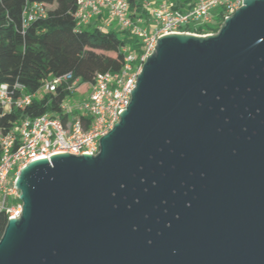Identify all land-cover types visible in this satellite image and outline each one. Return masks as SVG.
<instances>
[{"label":"water","instance_id":"95a60500","mask_svg":"<svg viewBox=\"0 0 264 264\" xmlns=\"http://www.w3.org/2000/svg\"><path fill=\"white\" fill-rule=\"evenodd\" d=\"M120 115L21 170L0 264H264V0L158 38Z\"/></svg>","mask_w":264,"mask_h":264},{"label":"built area","instance_id":"2783aa9c","mask_svg":"<svg viewBox=\"0 0 264 264\" xmlns=\"http://www.w3.org/2000/svg\"><path fill=\"white\" fill-rule=\"evenodd\" d=\"M76 28L94 24L101 30L126 31L137 37L141 50L132 45L122 48L123 64L118 72H99L87 90H82L79 78L72 72L56 76L43 83L41 92H56L65 88L68 96L60 104V117L43 114L27 116L10 130L0 129V220L21 217L23 201L16 185L21 170L31 162L59 153L73 155L100 152V139L120 121L121 110L130 105L132 91L143 65L154 53L158 38L170 34L208 36V26L233 15L244 0H141L131 6L129 0H76ZM48 6L41 2L26 4L22 25L46 18ZM36 93H28L25 84L13 87L0 83V106L11 112L32 104Z\"/></svg>","mask_w":264,"mask_h":264},{"label":"trees","instance_id":"16d2710c","mask_svg":"<svg viewBox=\"0 0 264 264\" xmlns=\"http://www.w3.org/2000/svg\"><path fill=\"white\" fill-rule=\"evenodd\" d=\"M41 2L48 6L46 18L23 27V10L28 3ZM131 6L141 0H129ZM76 0H0V83L10 87L25 84L28 93H36L25 109L5 111L0 106V129L7 131L27 116L43 114L63 116L60 104L68 96L59 87L56 92L42 93L45 81L72 72L79 78L82 90H87L99 72H118L123 64L122 48L132 45L141 50L140 40L126 31L101 30L94 24L76 28ZM224 20L202 31L218 32ZM0 220V239L6 227Z\"/></svg>","mask_w":264,"mask_h":264},{"label":"crops","instance_id":"0c3cea01","mask_svg":"<svg viewBox=\"0 0 264 264\" xmlns=\"http://www.w3.org/2000/svg\"><path fill=\"white\" fill-rule=\"evenodd\" d=\"M115 29H116V26L114 24V25H112V29L111 30H115Z\"/></svg>","mask_w":264,"mask_h":264},{"label":"rangeland","instance_id":"374dc122","mask_svg":"<svg viewBox=\"0 0 264 264\" xmlns=\"http://www.w3.org/2000/svg\"><path fill=\"white\" fill-rule=\"evenodd\" d=\"M221 26H222V25H221ZM115 31H119V29L116 27ZM215 33H217V32H215Z\"/></svg>","mask_w":264,"mask_h":264},{"label":"bare ground","instance_id":"6f19581e","mask_svg":"<svg viewBox=\"0 0 264 264\" xmlns=\"http://www.w3.org/2000/svg\"><path fill=\"white\" fill-rule=\"evenodd\" d=\"M41 158H45V157H41Z\"/></svg>","mask_w":264,"mask_h":264}]
</instances>
